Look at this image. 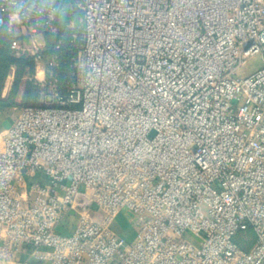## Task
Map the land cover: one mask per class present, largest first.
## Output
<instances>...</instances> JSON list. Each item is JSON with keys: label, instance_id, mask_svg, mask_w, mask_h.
<instances>
[{"label": "built area", "instance_id": "built-area-1", "mask_svg": "<svg viewBox=\"0 0 264 264\" xmlns=\"http://www.w3.org/2000/svg\"><path fill=\"white\" fill-rule=\"evenodd\" d=\"M3 33L40 92L0 132V264H264V0H0Z\"/></svg>", "mask_w": 264, "mask_h": 264}, {"label": "trees", "instance_id": "trees-1", "mask_svg": "<svg viewBox=\"0 0 264 264\" xmlns=\"http://www.w3.org/2000/svg\"><path fill=\"white\" fill-rule=\"evenodd\" d=\"M72 57V52H65L63 56L62 66L59 73L60 82L65 84L70 70V58ZM12 65L17 67L16 80L14 83V88L7 99L1 98V91L4 81L10 71ZM36 71V63L31 56L23 57L21 59H16L12 55V50L4 47H0V106L8 105L10 102L12 104L18 103L20 106H37L39 105V92L40 85L37 81L33 79ZM28 79L24 82L25 78ZM22 84H25V92L21 102H16L19 95V90ZM9 106V105H8Z\"/></svg>", "mask_w": 264, "mask_h": 264}, {"label": "rangeland", "instance_id": "rangeland-1", "mask_svg": "<svg viewBox=\"0 0 264 264\" xmlns=\"http://www.w3.org/2000/svg\"><path fill=\"white\" fill-rule=\"evenodd\" d=\"M261 65H262L261 56L257 55V56H255L249 60V62L241 70L240 75L241 76H248V75L252 74L253 72H255L257 69H259L261 67ZM34 80L36 81V79H34ZM22 107H24V106L18 105L17 108H14L12 110L10 109V110L0 111V128H1V130H4V128H6L8 125H10V123L13 121L14 117L16 116L18 110ZM120 219H118V223H116L114 226L115 230L122 237L127 239V241H131L132 238L134 237V229H133V227H131V225L129 223L130 221H132V217L130 216V213L124 211V213ZM119 221H121L123 226H126L124 228H129V229L125 231L123 229V227L121 226V224L119 223ZM242 243H243V246L245 248L249 249L254 243V237L251 236L249 242L243 241ZM22 258H25V256H21V259Z\"/></svg>", "mask_w": 264, "mask_h": 264}, {"label": "crops", "instance_id": "crops-1", "mask_svg": "<svg viewBox=\"0 0 264 264\" xmlns=\"http://www.w3.org/2000/svg\"><path fill=\"white\" fill-rule=\"evenodd\" d=\"M4 46L6 48H9L10 49V41L8 39V36L6 35V33H3V34H0V47L1 46ZM16 72H17V67L15 65H12L11 68H10V71L4 81V84H3V87H2V91H1V98L2 99H7L10 95V93L12 92L13 88H14V83H15V80H16ZM36 72V71H35ZM36 75V73L34 74V76ZM28 79L25 78L24 82H26V80ZM24 92H25V84H22L21 87H20V90H19V95L16 99V102H20L23 98V95H24ZM9 105V106H8ZM7 106L5 105H2L0 106V111H4V110H12L14 108H17V106L19 105L18 103L16 104H12L11 102L8 104ZM12 123V122H11ZM10 123V124H11ZM9 126V125H8ZM7 126V127H8ZM6 127V128H7ZM5 129V128H4ZM1 128H0V132H1ZM121 220V219H120ZM119 223L121 224V226L123 227V229L126 231L128 230L129 228H124L126 226H123L121 221H119ZM128 227V226H127ZM134 238V237H133ZM132 238V239H133Z\"/></svg>", "mask_w": 264, "mask_h": 264}, {"label": "water", "instance_id": "water-1", "mask_svg": "<svg viewBox=\"0 0 264 264\" xmlns=\"http://www.w3.org/2000/svg\"><path fill=\"white\" fill-rule=\"evenodd\" d=\"M71 20V12L69 8H66L61 15V21L63 23H68Z\"/></svg>", "mask_w": 264, "mask_h": 264}, {"label": "bare ground", "instance_id": "bare-ground-1", "mask_svg": "<svg viewBox=\"0 0 264 264\" xmlns=\"http://www.w3.org/2000/svg\"><path fill=\"white\" fill-rule=\"evenodd\" d=\"M39 78H42L43 77V72H39Z\"/></svg>", "mask_w": 264, "mask_h": 264}]
</instances>
